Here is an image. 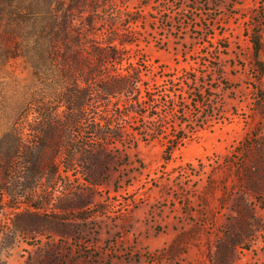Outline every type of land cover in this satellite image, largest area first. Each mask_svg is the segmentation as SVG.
Wrapping results in <instances>:
<instances>
[{
  "label": "rangeland",
  "instance_id": "374dc122",
  "mask_svg": "<svg viewBox=\"0 0 264 264\" xmlns=\"http://www.w3.org/2000/svg\"><path fill=\"white\" fill-rule=\"evenodd\" d=\"M139 7L122 5L140 17L123 47L115 41L116 67L135 68L144 85L132 98L154 102L131 115L133 138L111 139L103 185L89 189L79 174L45 192L40 218L25 205L21 217L0 214V264H264V0ZM3 76L9 99L31 80L21 61ZM95 90L87 101L99 116ZM40 220L52 224L42 235L14 229Z\"/></svg>",
  "mask_w": 264,
  "mask_h": 264
},
{
  "label": "trees",
  "instance_id": "16d2710c",
  "mask_svg": "<svg viewBox=\"0 0 264 264\" xmlns=\"http://www.w3.org/2000/svg\"><path fill=\"white\" fill-rule=\"evenodd\" d=\"M118 1L129 0H0V214L8 209L21 217L25 205L40 218L51 201L45 192L65 186L71 177L79 180V174L89 189L103 185L114 159L111 139L131 137V115L154 102L147 95L132 98L144 85L135 68L123 74L116 67L124 48L115 41L123 47L136 34L140 17ZM139 1L148 7L158 0ZM257 35L252 43L259 59ZM16 61L31 80L26 91L9 99L3 75ZM93 85L103 105L99 116L87 101ZM122 96L132 110L120 109ZM92 131L101 140L96 148L90 144ZM47 224L52 225L17 221L14 229L42 235Z\"/></svg>",
  "mask_w": 264,
  "mask_h": 264
}]
</instances>
